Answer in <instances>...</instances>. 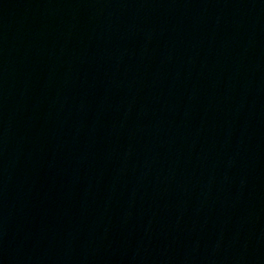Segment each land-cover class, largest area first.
Masks as SVG:
<instances>
[{"label":"water","instance_id":"95a60500","mask_svg":"<svg viewBox=\"0 0 264 264\" xmlns=\"http://www.w3.org/2000/svg\"><path fill=\"white\" fill-rule=\"evenodd\" d=\"M0 264H264V0H0Z\"/></svg>","mask_w":264,"mask_h":264}]
</instances>
